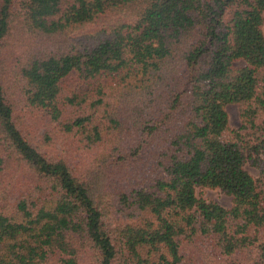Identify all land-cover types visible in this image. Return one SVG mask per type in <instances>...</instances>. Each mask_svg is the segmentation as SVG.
Wrapping results in <instances>:
<instances>
[{
    "label": "trees",
    "instance_id": "obj_1",
    "mask_svg": "<svg viewBox=\"0 0 264 264\" xmlns=\"http://www.w3.org/2000/svg\"><path fill=\"white\" fill-rule=\"evenodd\" d=\"M263 12L0 0V264H264Z\"/></svg>",
    "mask_w": 264,
    "mask_h": 264
},
{
    "label": "rangeland",
    "instance_id": "obj_2",
    "mask_svg": "<svg viewBox=\"0 0 264 264\" xmlns=\"http://www.w3.org/2000/svg\"><path fill=\"white\" fill-rule=\"evenodd\" d=\"M262 31L264 34V12H263V25ZM240 64V62H238ZM227 115H228V123L231 128H236L240 125V114L239 107L237 104L230 103L225 106ZM246 170L253 176L258 177L259 171L258 168L251 165L249 162L245 163ZM196 194L199 197L205 198L207 201L217 202L221 206L225 208H229L232 205V196L227 193L221 191L219 188H197Z\"/></svg>",
    "mask_w": 264,
    "mask_h": 264
}]
</instances>
